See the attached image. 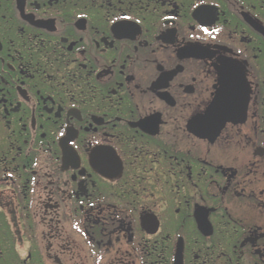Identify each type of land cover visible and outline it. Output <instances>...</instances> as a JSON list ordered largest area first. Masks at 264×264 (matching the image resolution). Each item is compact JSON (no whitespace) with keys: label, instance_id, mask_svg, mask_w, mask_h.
Wrapping results in <instances>:
<instances>
[{"label":"flooded vegetation","instance_id":"obj_1","mask_svg":"<svg viewBox=\"0 0 264 264\" xmlns=\"http://www.w3.org/2000/svg\"><path fill=\"white\" fill-rule=\"evenodd\" d=\"M0 264H264V0H0Z\"/></svg>","mask_w":264,"mask_h":264}]
</instances>
